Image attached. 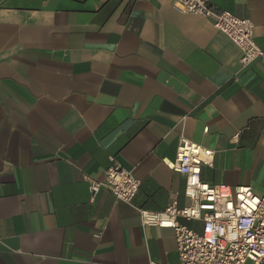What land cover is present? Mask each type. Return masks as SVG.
Instances as JSON below:
<instances>
[{"label": "crops", "instance_id": "crops-1", "mask_svg": "<svg viewBox=\"0 0 264 264\" xmlns=\"http://www.w3.org/2000/svg\"><path fill=\"white\" fill-rule=\"evenodd\" d=\"M210 1L264 50V0ZM241 59L171 0H0V264H179L140 210L189 203L182 137L214 151L204 181L263 193L264 61ZM111 164L141 180L131 202L91 196Z\"/></svg>", "mask_w": 264, "mask_h": 264}, {"label": "built area", "instance_id": "built-area-1", "mask_svg": "<svg viewBox=\"0 0 264 264\" xmlns=\"http://www.w3.org/2000/svg\"><path fill=\"white\" fill-rule=\"evenodd\" d=\"M180 12L209 18L240 48L241 64L260 59L264 50L255 41V24L229 10H220L210 0H171ZM238 135L235 136L237 138ZM214 151L182 137L175 159L168 166L184 176V194L189 203L173 202L164 210H140L144 225L172 229L176 238L179 264H264V192L250 185L212 184L202 179L203 166H212ZM91 196L102 188L117 199L131 202L141 180L119 164H111L103 179L87 177ZM197 221L191 227L180 221ZM150 264H162L151 260Z\"/></svg>", "mask_w": 264, "mask_h": 264}]
</instances>
